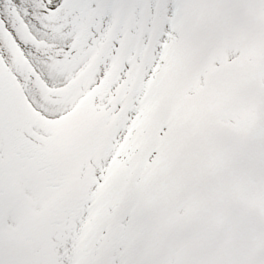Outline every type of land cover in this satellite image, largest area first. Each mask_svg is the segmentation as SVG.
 <instances>
[{"label":"snow or ice","instance_id":"obj_1","mask_svg":"<svg viewBox=\"0 0 264 264\" xmlns=\"http://www.w3.org/2000/svg\"><path fill=\"white\" fill-rule=\"evenodd\" d=\"M0 264H264V0H0Z\"/></svg>","mask_w":264,"mask_h":264}]
</instances>
